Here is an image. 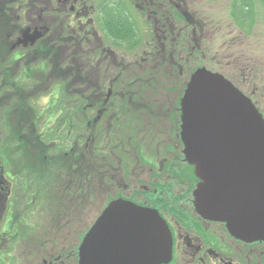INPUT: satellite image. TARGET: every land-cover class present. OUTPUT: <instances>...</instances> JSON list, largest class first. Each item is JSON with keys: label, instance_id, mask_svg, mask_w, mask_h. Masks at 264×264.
<instances>
[{"label": "flooded vegetation", "instance_id": "flooded-vegetation-1", "mask_svg": "<svg viewBox=\"0 0 264 264\" xmlns=\"http://www.w3.org/2000/svg\"><path fill=\"white\" fill-rule=\"evenodd\" d=\"M46 1L51 3L52 0H44ZM201 1L203 0H119V4L118 0H58L57 2L62 3L64 10L70 13L65 15V18L74 16L78 21L90 13V6H92V15H95L97 20L103 19L104 14L107 13L104 2L114 4L113 10L117 18L120 6L124 5L129 9V30H126V34L121 32L123 35L120 36L117 22L116 28L118 29H115L113 34L115 49L113 52L122 54L121 62L113 58L111 63L99 62V64H107L108 75L105 81L98 84L99 93L96 100L98 104L94 114L102 113L104 120L98 124V127L102 133L107 135L108 147L112 149L111 158L107 162L101 159L99 167L105 168L106 165L112 168L116 176L119 174L121 158L127 160L128 163L132 161L133 164L136 162L144 167L143 169H132L128 165L129 174L131 172L146 174L148 180L145 185L141 183L145 191L140 190L137 194L133 192L132 195L140 204L157 209L166 220L172 234L173 244L172 256L167 264H264V241L247 242L236 239L228 234L223 224L201 220L195 214L192 192L198 181L191 174L192 169L184 163L181 153L183 147L179 139L180 100L191 75L200 67L221 74L251 98L264 116L263 94L256 95V91L251 88L257 82V74L261 75L262 71L261 69L253 70L259 66L257 58L252 61L251 66L247 65V60L241 59L240 53H237L233 44L217 45L214 40L204 39L207 28L222 38L226 36L223 27H216V23L212 24L218 20L230 21L238 28L245 43L256 37L259 32L253 30L255 25L259 24L261 29L264 28V0H225L227 4L220 5V7L216 0H208L205 7ZM3 2L6 16L1 17V22L7 28L9 23L13 24V27L10 30L0 29V38H2L0 53H3L2 50L8 51L9 54L13 53L16 49L13 46L23 34L22 26L29 31L27 34L36 30L41 37L33 46L18 47L13 61L5 62L0 59L1 72L5 69H12L16 65L18 70L23 69L20 78L29 74L28 69L31 67L35 68L36 72L50 69L48 72L52 71L50 75L52 76L57 66L56 59L62 54H67L70 47L68 45L76 43L80 35L76 34L73 38L69 30L57 29L53 24L55 22L53 13L46 15L47 18L43 15H32L29 12L18 13L21 12V8L13 7L18 6V3H24L23 0H3ZM31 2L33 3L34 0ZM38 2L37 9H40L42 3L40 0ZM29 5L32 4L29 3ZM10 10H13L14 14L10 13ZM252 10L255 16H252ZM206 13L210 16H206ZM184 25L189 28V35L194 38L191 42L181 43L177 47L179 52L169 56L164 50L165 43L162 39H158L159 44H157V38H171L170 36L174 35L175 31V36H180ZM153 37L156 46L153 43ZM120 42L123 47L133 53V56L124 51ZM204 42H208V46H204ZM100 44L101 47L104 45L102 41ZM148 48L153 50H148ZM87 52L79 47L78 53L84 55L83 60H80V82L82 84L87 78ZM211 54H213L212 57ZM103 57H105L104 49H101V58ZM50 80L53 79L48 78V81ZM11 95H14L12 87L0 86L1 119L8 117L5 116L7 111H2L1 107L10 104ZM46 97L48 101H45L49 105L51 94ZM12 99L18 102L27 99L21 95L18 85L15 88V98ZM92 100L83 96L81 102L87 105ZM92 113L93 110H89L87 114H84L83 119H75L74 124H80L82 133H85L87 118ZM38 116L36 112H29V114L26 112L23 119L28 125L29 132L27 133L26 130L24 134L18 135L15 144L20 155V168L30 170V174H21L14 179L13 174L7 170V174L0 175L3 203L2 210L0 209V212H3L0 217V237L4 240L9 237L6 241L11 240V244L17 245L10 257H0V264H79V246L91 226L80 228L78 232H73L71 229L45 241L37 233L38 227L33 216H38L43 207L42 204L46 201L48 203L56 201L57 197L54 193L64 195V198L71 197L75 192L73 191L72 194L69 187H76L78 183L84 190L88 178L91 177L93 180L91 176L93 172H86L87 169L84 166L78 165L75 161L79 158L69 160L64 156V160L57 161L51 158L48 163L46 162L51 150L56 151V143L60 141H55L49 132L38 130L41 126L39 120L41 117ZM48 118L45 123L48 125L52 121L53 125L54 120H51L50 114ZM70 121L73 122L71 119ZM5 128L7 131L0 142V169L2 171H5V157L8 156V150L12 145L8 142L11 127L5 126ZM44 129L46 130L45 125ZM86 136L87 133L85 137L82 138L81 135L79 138L83 149L86 147V142H84ZM69 140L72 141L71 138ZM66 143L64 139L63 144ZM30 144L32 146H29ZM24 149L31 152L28 154L33 165L29 157L24 155ZM131 155L135 156L134 160L131 159ZM39 159L46 162L42 167L37 166ZM60 166L66 171L65 175H63L64 171H60V174L53 173V170ZM144 170L147 173L143 172ZM38 172L45 177L49 176L51 186L48 191L40 190L39 185L44 180L41 181V178L36 177ZM44 172L48 175H44ZM96 173L101 178L104 177L105 181L109 180L104 170L96 171ZM68 177L70 180H66ZM110 179L117 181V178L112 175ZM14 186L17 188L14 189ZM20 198L27 199L19 205L20 209L26 210L25 215H20L18 212L13 217L12 206L19 203ZM64 201L68 202V199ZM70 204H63V208L58 205L55 207L58 206L63 211L69 207L72 208ZM9 208L10 212H8ZM4 215L7 216L4 217ZM20 217L23 219H19ZM50 231L51 229L47 232ZM9 245L10 243L6 246L9 248ZM14 251L16 257H14Z\"/></svg>", "mask_w": 264, "mask_h": 264}, {"label": "rangeland", "instance_id": "rangeland-1", "mask_svg": "<svg viewBox=\"0 0 264 264\" xmlns=\"http://www.w3.org/2000/svg\"><path fill=\"white\" fill-rule=\"evenodd\" d=\"M1 1V0H0ZM24 3H18V6L15 5L13 8H21V12L18 13H31L32 15H43L45 18H47L46 15L55 14V22L53 23L56 28H64L65 30H69L70 34L73 36V38L76 37V34H79L80 37L77 39V42L73 43L68 48L67 54H62L56 59L58 67L55 68V72L51 75L52 71L49 73L46 70L44 72H36L32 71L27 75H24L23 79H20L21 73L23 72V69L18 70L16 68V65L13 66L12 69H5L1 72L0 70V86H8V88H13L14 95H11L10 104H5L3 107H1L2 111H7L5 113V116H8L7 118L1 119L2 116H0V142L2 141L3 135H5V132L7 131L5 126L11 127L9 130V140L8 142L12 145L8 146V156L6 158V162H4V170L2 171L0 169V175L4 176V174H7V170L13 174V178L16 179L21 174H30V170H22L20 168L19 163L20 161V155L18 153V150L16 149V138L20 136L21 133H25V131H28V125L25 123L23 117L26 115V112L29 114V112H36L37 116L41 112V115L38 117H41L40 120V127L38 130H42L43 132H49V135L51 137L55 138H61L63 137L62 141L59 143H56V151L50 152V155H48V158L46 159L47 163L48 160L53 158L57 161L64 160V156L69 160H77L75 161L78 163V165L84 166L87 171H92L91 174L93 180H91V177H89V182L84 186V190H82V186L80 183L77 184L76 187H69L71 193L74 194L71 197H66L68 199V205L70 204L72 206L69 207V209H64L61 211V209L58 208L62 207L63 204H66L64 200V195L56 194V201H53L51 203H48L47 201L42 204V208L37 215H34L33 218L35 219L34 222L38 227L37 233L40 234L41 238L45 241H48L53 236H59L62 232H67L72 229L73 232L80 231V228H83L85 226H90L93 221L96 219V217L100 214L102 209L106 206L107 203V195L114 194L116 191L119 193V195L124 196H132V193H138V191L145 189L142 188L141 183L145 185L147 180L146 174L141 173H134L131 172L129 174L125 173L123 169L125 167H131L132 169L139 168L143 169L144 167L140 166L136 162L133 164L131 161L128 163L127 160H124L121 158L120 164H119V176L115 175V172H113L112 168L107 167L105 165V168H100L99 165L101 164L98 157L99 156L95 151L92 149H99L100 154L106 162L111 158V156L105 152L107 149L109 152H112V150L107 147L100 148L104 146V144L100 145V139L102 136H105L104 133L100 131V128L98 127V124H100L104 117L101 116V114H98L95 116V114H91L87 118V126L86 131V147L83 149L80 146V143H78V139L85 137V133H82L80 130V124H74L75 119H83L84 114L89 111V108L94 109L97 108V97L99 93L98 84H100L102 81H105L106 76L108 73L106 72L107 64H99V62H108L111 63L112 58L114 60H118L121 62L122 60V54L119 52H113L115 51L114 47L109 45L106 40V31L105 29H98V23H100V26L102 24L101 21L96 20L95 15H92L93 12H91L90 6V13L83 16L81 19V22L74 18V16L69 17L68 19L65 18V15H69L66 10L63 8L62 3H58V0H52L51 3L44 0H40V3H42L41 8H38V1L34 0L32 3L31 0H23ZM208 0H203L201 3L205 7V3ZM218 7L225 6L227 2L225 0H216ZM4 3V2H3ZM31 3L32 5H29ZM119 4V2H118ZM46 9H44L45 7ZM52 6V7H51ZM50 8V10H49ZM122 8L121 6L119 9ZM33 9H35L33 12H31ZM42 10V12H40ZM26 11V12H25ZM10 13L14 14L13 10L9 11ZM106 15H104L103 21L108 22L110 17V12L108 10H105ZM17 13V11L15 12ZM57 14V15H56ZM114 14L116 12L114 11ZM206 16H210L208 13L205 14ZM6 16V10L5 5L0 3V29H11L13 27V24L9 23L8 28L1 22V17ZM42 16V18H43ZM36 18L33 17V21ZM23 21V20H22ZM21 21V22H22ZM13 23H16L12 21ZM20 22V23H21ZM37 22V20L35 21ZM81 24H80V23ZM114 22V21H111ZM115 23V22H114ZM216 23V24H215ZM25 24V20H24ZM27 24V23H26ZM30 24V23H29ZM212 24H215L216 27H223V30L226 31V36L220 37L217 33H212L207 28L205 29L206 35L204 39L214 40L215 44L222 45V43L225 44H233V47L236 49L237 53H240L241 59L247 60V65H252V61L257 58V62L259 66L257 68H254L253 70H259L261 69V75L257 74V82L251 86L256 91V95L263 94L264 99V28L261 29V26L255 25V28L253 29L255 32H259L258 35L252 39H249L248 42H244V37L230 21H216L212 22ZM20 25V24H19ZM139 25V23H138ZM176 25V22H175ZM60 26V27H58ZM178 26V24H177ZM23 32H25L26 28L22 26ZM141 28V26H140ZM183 31L181 32L180 36H175L176 31L174 32V35L166 38H157V44H159L158 39H162V41L165 43V52L169 56L175 55L179 52L178 46L182 44L187 43L188 41L191 42L194 38L189 35V28L183 26ZM23 35V34H22ZM102 36H104V41L102 39ZM175 36V37H174ZM41 37V36H40ZM2 40V38H0ZM39 39L34 40L30 46H33L36 41ZM104 42V46L101 45L100 42ZM242 42V43H241ZM153 43L156 46L155 38L153 37ZM202 43V41H201ZM1 44V42H0ZM208 42H204V46H208ZM249 46H248V45ZM19 46H23L19 44ZM25 47V46H23ZM79 47H82V49L87 52L86 58V71H87V78L85 82L83 81V84L80 82V63L83 60L82 54L78 53ZM104 49V56L101 58V49ZM87 49V50H86ZM18 50V47L14 50ZM148 50H153L151 48H148ZM3 53H0V59L4 60L5 62H8L13 57V53L9 54L8 51L2 50ZM70 51H73V53H70ZM213 54L210 56L212 57ZM0 60V62H1ZM81 60V61H80ZM62 70V71H60ZM71 71L67 73V71ZM36 72V73H34ZM62 74L64 76V84L61 85L62 91L61 92H54V90L57 88L58 83V76ZM85 76V73H84ZM83 76V79H84ZM48 78L53 79L48 81ZM22 84V86L20 85ZM140 85V82H138ZM16 85L19 87L24 88L21 91V95L27 97V99L20 100L19 102L16 101L15 98V88ZM104 86V85H103ZM102 86V87H103ZM145 86V85H144ZM148 88V87H146ZM105 91V90H103ZM51 94V100L48 105V97L47 95ZM86 99H93L91 102H88L87 105L85 103H80L82 101L83 96ZM82 96V97H81ZM43 99V100H42ZM263 99L260 101L262 103ZM19 100V99H18ZM46 100V101H45ZM44 101V102H43ZM22 102V103H21ZM46 103V104H45ZM52 107V108H48ZM264 107V106H263ZM85 108V109H84ZM43 111V112H42ZM50 114L51 120H54V124L52 125L51 122L48 123V125L45 123L47 121L48 116ZM66 118L68 120H72V125L69 129L67 127L60 128L59 130L55 129L58 128L59 125H62L64 122H66ZM24 121V124H23ZM44 125L46 130L44 129ZM85 125V124H84ZM20 130V132H19ZM38 133V131H37ZM36 133V134H37ZM19 135V136H18ZM18 136V137H17ZM69 138L72 139L70 143H66L65 147H63V140L68 141ZM98 140V143H97ZM80 142V139H79ZM29 146H32L31 144ZM47 147L45 148V150ZM34 151V150H33ZM0 152H1V144H0ZM64 152V153H63ZM5 153V151H4ZM29 152L27 149H24V155L28 156L29 159L31 158L29 156ZM63 153V154H62ZM66 153V154H65ZM7 154V152H6ZM43 157V156H42ZM8 158V162H7ZM95 161H93L92 160ZM109 158V159H108ZM43 159V158H42ZM42 159H39L40 162L37 163V166L42 167L46 162ZM131 159L134 160L135 156L131 155ZM159 160V159H158ZM31 164L33 165L31 159ZM105 162V164H106ZM73 163V162H72ZM25 164V163H24ZM26 165V164H25ZM129 165V166H128ZM1 166V164H0ZM105 174H107L109 180H104V177L101 178V176H98L96 173L103 171ZM60 171H64L63 175L66 174V171L63 170V168L60 166L58 169H54L53 173L60 174ZM147 173V171H143ZM155 172V171H153ZM44 175H48V173L44 172ZM110 175L117 178V181H112L110 179ZM36 177L41 178V181L44 180L43 183L39 185L40 190H49V187L51 186V182L49 180V176L45 177L42 175L41 172H38ZM129 177V178H128ZM43 179V180H42ZM79 179V178H77ZM66 180H70V177H68ZM73 180V179H72ZM58 187V186H57ZM17 188L14 186V189ZM53 188V186H52ZM0 187V209L2 210V191ZM61 191L62 187H61ZM74 191V192H73ZM83 191V192H82ZM82 193V194H81ZM64 194V193H63ZM61 197V198H60ZM71 199V201H70ZM134 201L137 200V198L133 199ZM27 201L23 198H20L19 203H16L12 206V215L15 217L17 213L19 212L20 215H25V209L19 207V205L22 202ZM55 205H58L55 207ZM62 205V206H60ZM10 212V208L9 211ZM3 212H0V217L2 216ZM7 215H4V217ZM19 219H23L20 217ZM15 222H17L15 219L12 218ZM15 229V227H14ZM50 232H47L50 230ZM65 230V231H64ZM16 232V230H13ZM12 231V232H13ZM11 232V233H12ZM11 235V234H10ZM9 237L3 238L0 237V253L3 254L2 257H10L12 254L13 249L16 246L14 244H11V240H8ZM3 242H6V244H3ZM8 243H10L9 248L6 246ZM14 257H16V252L14 251ZM12 257V256H11Z\"/></svg>", "mask_w": 264, "mask_h": 264}, {"label": "water", "instance_id": "water-1", "mask_svg": "<svg viewBox=\"0 0 264 264\" xmlns=\"http://www.w3.org/2000/svg\"><path fill=\"white\" fill-rule=\"evenodd\" d=\"M236 106L235 108H232ZM181 140L185 160L201 181L195 192L196 210L205 218L227 225L243 240H264V122L254 106L221 77L200 71L181 101ZM193 142L201 143L193 151ZM232 174L247 175L239 194L205 214L218 200L207 186ZM235 190V189H234ZM235 192V191H234ZM216 196V195H215ZM205 200L201 208V202ZM171 238L154 211L123 200L108 205L79 248L80 264H160L169 257ZM140 264V263H139Z\"/></svg>", "mask_w": 264, "mask_h": 264}, {"label": "bare ground", "instance_id": "bare-ground-1", "mask_svg": "<svg viewBox=\"0 0 264 264\" xmlns=\"http://www.w3.org/2000/svg\"><path fill=\"white\" fill-rule=\"evenodd\" d=\"M236 106H233L232 108H235ZM193 151H197L198 147L201 146V143L193 142ZM232 174L223 175L221 181H216L211 183L207 188L209 190H213V194L209 197L212 200H218L217 195L221 197L220 202L218 201L215 206H213L212 209H204L205 214L209 215H219V210H217V207L224 206L225 201H227L229 198L235 199L236 195L239 194L238 190L239 188L237 186H243L247 185L246 179H248L247 175H244L242 177H236L233 180H231ZM235 189V190H234ZM235 191V192H234ZM216 195V196H215ZM205 200L201 202V208L204 206ZM248 240V239H247ZM250 241V240H248ZM137 259L132 258V262L130 264H139V262L135 261Z\"/></svg>", "mask_w": 264, "mask_h": 264}, {"label": "trees", "instance_id": "trees-1", "mask_svg": "<svg viewBox=\"0 0 264 264\" xmlns=\"http://www.w3.org/2000/svg\"><path fill=\"white\" fill-rule=\"evenodd\" d=\"M68 120V119H67ZM69 121V120H68ZM93 151H95L96 153L99 152V149L96 148V149H92ZM89 182V181H88Z\"/></svg>", "mask_w": 264, "mask_h": 264}]
</instances>
